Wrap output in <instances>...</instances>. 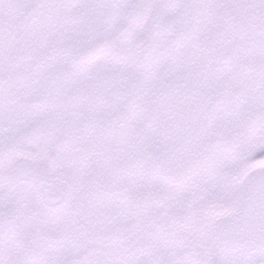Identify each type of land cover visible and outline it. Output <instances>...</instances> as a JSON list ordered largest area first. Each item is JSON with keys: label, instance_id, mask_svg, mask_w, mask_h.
Wrapping results in <instances>:
<instances>
[{"label": "snow or ice", "instance_id": "obj_1", "mask_svg": "<svg viewBox=\"0 0 264 264\" xmlns=\"http://www.w3.org/2000/svg\"><path fill=\"white\" fill-rule=\"evenodd\" d=\"M0 264H264V0H0Z\"/></svg>", "mask_w": 264, "mask_h": 264}]
</instances>
